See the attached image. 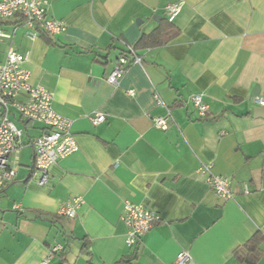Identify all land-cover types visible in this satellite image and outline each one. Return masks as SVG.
<instances>
[{"label": "crops", "instance_id": "1", "mask_svg": "<svg viewBox=\"0 0 264 264\" xmlns=\"http://www.w3.org/2000/svg\"><path fill=\"white\" fill-rule=\"evenodd\" d=\"M177 2L176 37L140 44L141 66L128 65L110 85L126 46L157 29ZM47 17L65 30L30 40L20 16L0 21L12 35L0 40V62L9 48L27 55L30 84L52 92L78 150L37 186L30 140L45 128H25L10 114L23 146L14 178L0 188V264H41L56 245L63 251L47 264H174L181 251L190 264H248L235 250L255 234L254 264H264V119L253 115L254 98H264V0H48ZM195 94L208 106L205 119L189 102ZM167 110L168 129H156L152 118ZM95 112L105 116L97 126ZM202 164L229 179L232 199L214 194ZM77 197L75 218L57 214ZM125 201L159 215L134 249L125 245Z\"/></svg>", "mask_w": 264, "mask_h": 264}, {"label": "built area", "instance_id": "2", "mask_svg": "<svg viewBox=\"0 0 264 264\" xmlns=\"http://www.w3.org/2000/svg\"><path fill=\"white\" fill-rule=\"evenodd\" d=\"M47 6L48 0H0V21L20 16L28 28L25 34L30 40L35 39L39 31L49 35L62 33L66 27L65 23L48 18ZM182 6L181 2L168 4L165 7L166 20L172 23ZM11 38V34L0 29V40ZM126 51L127 56L119 57L116 68L107 77V82L112 86L118 85L128 65L141 66V58L130 45L126 46ZM26 60L27 55L9 48L4 61L0 62V187L14 178L16 170L14 157L23 146V130L17 128L15 122L10 119L12 112L22 121L40 124L45 128L44 133L30 140L34 150L30 177L37 186L43 187L48 182L50 166L78 150L71 132L72 121L54 110L51 91L43 86L30 84V72L22 66ZM127 94L133 96V91L129 90ZM153 96L156 103L163 106L156 92ZM189 102L194 107L198 118L205 119L208 106L203 102L202 96L192 95ZM254 104L257 108L264 109V98L255 97ZM89 119L93 126H97L105 121V116L95 112ZM170 119V111L167 110L166 116L152 118L153 126L158 130L166 131ZM199 172L207 175L206 184L217 197L223 200L232 199L227 177L213 174L208 164H202ZM82 203L81 198H72L59 207L57 214L73 219L77 208ZM121 220L127 228L125 245L128 249H134L142 237L159 221V215L142 204L125 201L122 206ZM62 251L63 248L60 245L53 246L50 249L49 258ZM49 258L41 264H47ZM174 264H190L188 253L179 252Z\"/></svg>", "mask_w": 264, "mask_h": 264}, {"label": "trees", "instance_id": "3", "mask_svg": "<svg viewBox=\"0 0 264 264\" xmlns=\"http://www.w3.org/2000/svg\"><path fill=\"white\" fill-rule=\"evenodd\" d=\"M39 32H42V31H39ZM177 34H178V30L173 26L172 23L168 22L165 19L161 21L160 26L157 29H155L153 32L147 35L145 34L142 35L136 45H133V46L130 45V46L132 47V50L139 56V54L137 53V47L140 44H142L143 46H147V47L163 46L166 43H168L170 40H172L174 37H176ZM127 53L128 52L125 49L122 55L127 56ZM22 123L25 126V128L30 125V122H27V121H22ZM32 169H33V165H32ZM32 169H31V172H32ZM259 240H260V237L258 236V234H255L242 247L237 248L235 250V256L237 257V259L240 262L254 264L255 261L257 260V256H259L261 253V251L259 250Z\"/></svg>", "mask_w": 264, "mask_h": 264}, {"label": "water", "instance_id": "4", "mask_svg": "<svg viewBox=\"0 0 264 264\" xmlns=\"http://www.w3.org/2000/svg\"><path fill=\"white\" fill-rule=\"evenodd\" d=\"M253 115L256 118L264 119V109H262V108H255L253 110Z\"/></svg>", "mask_w": 264, "mask_h": 264}, {"label": "rangeland", "instance_id": "5", "mask_svg": "<svg viewBox=\"0 0 264 264\" xmlns=\"http://www.w3.org/2000/svg\"><path fill=\"white\" fill-rule=\"evenodd\" d=\"M17 115V114H16ZM18 116V115H17ZM17 126V128L19 129H23L20 125H18L17 123L15 124Z\"/></svg>", "mask_w": 264, "mask_h": 264}]
</instances>
